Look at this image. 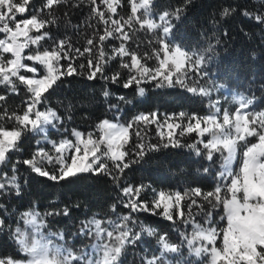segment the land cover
<instances>
[{"label":"snow or ice","instance_id":"1","mask_svg":"<svg viewBox=\"0 0 264 264\" xmlns=\"http://www.w3.org/2000/svg\"><path fill=\"white\" fill-rule=\"evenodd\" d=\"M191 3L192 0H184L181 6H169L156 12L155 0H128L130 13L124 16L117 11L124 6L123 0H99V3L98 0H44L39 8L33 0H0V33L4 34L0 39V85L17 93L22 84L30 94L24 100L22 111L10 108L8 97L0 94V168H7L11 163L10 153L22 150L21 140L27 133L44 134L47 140L49 128L60 130L64 120L56 110L50 107L41 110L39 106L47 102L45 93L58 87V81L80 75L85 69L88 80L100 79L119 84L124 89L132 88L139 97L146 94L144 85L154 82L157 88L180 87L194 95L210 98L213 88L200 81L208 76L207 65L215 58L216 46L221 40L215 38L213 43L209 38L206 46L194 50L170 39L175 27L173 21L180 20ZM82 6L88 8L83 24L91 29L90 32L72 21V11ZM238 7L223 6L219 16L230 18ZM61 9L63 16H56L55 12ZM26 12L28 16L17 20L18 15L24 16ZM241 14L264 31V0H254V8L244 9ZM60 24L83 35V49L77 47L70 36L56 38L45 31ZM143 30L156 34L153 39L157 47L152 48L151 55L147 51L138 53L126 45ZM33 32L37 34L33 35ZM44 40L52 43L42 48L40 42ZM109 40L120 43L110 46L107 45ZM33 45L36 46L33 52L25 55V50ZM108 47L110 53L106 51ZM80 57H84L85 62L76 65L75 60ZM118 58L119 68L126 70L123 80L120 71L106 74L108 65ZM148 59H155L157 63L150 67ZM61 60L67 64H61ZM25 61L35 63L29 66ZM36 64L43 66L42 76ZM22 72L34 75L28 77ZM222 87L214 86L216 91ZM102 95L108 100L113 93L105 87ZM115 99L117 102L110 103L109 109L117 112L122 110V104L132 102L124 95ZM233 102L236 107L229 111L222 109L218 99L212 101L209 107L213 111L206 116L181 111L161 118L158 111H153L138 113L131 120L121 122L115 115L114 119L105 118L96 125L99 136L72 129L71 136L75 141L66 137L49 141L51 151L40 147L30 158L17 161L55 183L88 173L109 177L119 188L123 197L121 203L129 213L117 214L115 220L93 215L80 221L74 235L92 243L77 247L69 244L65 232L48 229V217H67L70 215L68 207L41 213L33 205L17 213V220L13 222V213L0 202V233H9L18 246V253L22 254L0 256V264H173L170 257L180 256L184 243L190 255L197 258L195 264H264V111L252 109L254 97L241 95L234 97ZM68 110L71 111V105ZM67 118L72 119L71 115ZM6 121L12 122L11 129L6 126ZM153 124L164 141V148L181 147L180 136L197 134L200 139L187 145L189 149L197 155L203 153L211 164L216 160L220 162L218 183L212 191L195 188L183 192H156L151 189L155 195L149 202L142 198L149 191L148 186L122 183L126 179V170L141 163L149 152L160 150L161 144L147 141L148 128ZM205 136L209 139L205 140ZM253 137L255 142L249 139ZM198 144L203 148L197 147ZM203 170L208 172L209 169ZM22 183L26 181H21L16 164H12L11 175L0 172V197H19ZM186 199L187 204L184 203ZM221 207L223 214L219 220L225 225L217 227L213 212ZM111 211L116 212L115 204ZM140 212L162 215L173 223L191 224V235L181 232L182 242L175 243L166 234L137 223L139 217L133 214ZM197 214L203 215L202 223L195 221ZM144 235L155 237L158 248L154 252L141 249L142 254L137 255L133 249ZM176 264L194 262L181 259Z\"/></svg>","mask_w":264,"mask_h":264},{"label":"trees","instance_id":"2","mask_svg":"<svg viewBox=\"0 0 264 264\" xmlns=\"http://www.w3.org/2000/svg\"><path fill=\"white\" fill-rule=\"evenodd\" d=\"M33 3L39 8L44 0H33ZM123 4L124 6L117 11L118 14L127 16L130 13L128 0H123ZM183 4L184 0H155V11L161 12L169 6L177 7ZM227 5H238L239 7L235 15L221 19L220 10ZM253 8L254 0H192L181 19L173 21L175 27L170 39L185 48L194 50L203 48L209 38H212L213 43H215V38L221 40V43L216 46L215 58L207 65L208 76L200 81L206 87L213 88L210 98L194 95L180 87L157 88L154 86V82L145 84L146 94L139 97L134 94L132 88L124 89L119 84H111L100 79L88 80L86 78L87 69H85L80 75L63 77L61 81H58V87L54 86L48 93H45L48 100L39 106L41 110L53 108L64 120V123L60 125L59 133L48 131L47 137L50 140L65 137L72 139V129L85 134L91 132L94 136H99L96 125L102 119H114L115 115L119 116L121 122L131 120L138 113L153 111H158L161 118L165 114L172 115L181 111L206 116L213 111L209 104L217 99L220 101L222 109L232 111L236 107L233 102L235 95L254 97L252 109L264 111V31L256 22L241 14L242 10H252ZM87 13L88 8L82 6L80 9L73 10L71 16L73 23L80 24L82 30L90 32L91 29H87V26L83 24ZM28 15L29 13L26 12L24 17ZM55 15L62 17L63 9L57 10ZM45 31L56 38H63L65 35L70 36L77 47H81V49L84 47L83 35L71 28L63 27L62 24L50 26ZM155 35V33L147 30L139 31L134 40L127 41L126 45L138 53L147 51L151 55L152 48L157 47L153 39ZM150 40L152 41L151 44L149 43ZM51 43V40L41 41V47H48ZM119 43V40L107 41V45L110 46L119 45ZM137 44L139 48H137ZM106 51L110 53L111 48H106ZM124 59L127 60L128 58L125 57ZM81 62H85L84 57L75 60L76 65ZM118 62L119 58L112 61L106 68V74L111 75L113 70L120 71L123 80L126 70L120 69ZM60 63L66 65L67 61L61 60ZM156 63L155 59L147 60L150 67ZM216 85H223V87L216 91L214 88ZM105 87L113 93V96L108 100L102 95ZM0 94L6 95L10 108L17 111L23 110L24 100L30 95L22 84L18 86L17 93H11L0 85ZM120 95L126 96L132 102L122 104V110L118 112L110 110L109 104L116 103L115 97ZM69 105H71L70 112L68 110ZM69 115L72 117L71 120L67 118ZM6 126L11 129L12 122L6 121ZM64 129L68 131H64ZM164 131L167 133L168 129L165 128ZM176 132L179 134V129ZM39 138V135L27 133L21 140L22 150L15 154L10 153L12 160L6 171L11 174V166L16 164L18 176L22 182L26 181V183H22V191L19 197L15 195L0 197V202L8 207L9 212L13 213L11 216L13 222L17 220V213L26 211L33 205L41 213L50 210L60 211L68 207L70 209L69 216L48 217V229L53 232H65L69 244H75L77 247L88 245L92 243L91 240L74 235L80 227V221L91 218L93 215L115 220L117 214L120 216L127 215L129 209L121 203L123 197L120 190L109 177L94 176L88 173L75 179L55 183L31 172L28 166L23 163L17 164V161L30 158L40 147L47 150L46 144L37 143ZM179 138L181 147L164 148L162 146L164 141L157 135L156 125H150L147 141L152 144H161V148L159 151L149 152L141 163L126 170V179L122 183L148 186L149 191L145 192L142 198H147L149 202L155 195L151 189H155L156 192H183L195 188H199L203 192L212 191L218 183L219 160H216L215 164H211L203 153L197 155L189 149L187 145L196 143L200 139L196 133L185 134ZM204 139L207 140L209 137L205 136ZM249 139L255 142L256 138ZM197 147L202 149L203 145L198 144ZM238 164L239 160L237 161ZM46 166L51 168V166ZM204 168H208V172H205ZM184 203L187 204V199ZM77 204L79 207H75ZM113 204L116 205L115 213L111 211ZM13 210L15 211L13 212ZM193 211L194 213L197 212L195 208ZM222 214V207L213 212V220L218 222L217 227L225 225L224 221L219 220ZM133 215L139 217L137 223H143L156 229L158 233L166 234L175 243L182 242L181 232L188 235H191L192 232L191 224H183L179 221L173 223L162 215H152L149 212L134 213ZM203 219L202 214L195 215L196 222L202 223ZM68 233H72V235H68ZM217 246H219V241H217ZM17 247L9 233H0V256L22 255L18 253ZM157 248L156 238L144 235L133 251L139 255L142 254L141 249L144 252H154ZM131 258L130 256L129 259ZM170 259H172L173 264L181 259L193 261L194 264L196 262L194 257L190 255L186 243L182 246L180 256L172 255Z\"/></svg>","mask_w":264,"mask_h":264},{"label":"rangeland","instance_id":"3","mask_svg":"<svg viewBox=\"0 0 264 264\" xmlns=\"http://www.w3.org/2000/svg\"><path fill=\"white\" fill-rule=\"evenodd\" d=\"M25 15V14H24ZM22 18H24V16H20V15H18L17 16V20H20V19H22ZM33 35H36L37 33H35V32H33L32 33ZM2 38H4V34L3 33H0V39H2ZM41 43V42H40ZM35 47L36 46H31L30 48H28V49H26L25 50V55H28V54H31L32 52H33V50L35 49ZM5 56L6 57H10V54H5ZM25 63L26 64H28L29 66H32L35 62H33V61H25ZM36 67H37V69H38V73H39V75H43V66H41V65H38V64H36L35 65ZM22 74H25V75H27L28 77H32L34 74L33 73H24V72H22ZM235 98H238L239 96L238 95H235L234 96ZM211 114V113H210ZM209 115V114H208ZM49 131H53V132H55V133H59L56 129H53V128H49ZM39 136H40V138H39V142L40 143H43V144H46L47 145V150L48 151H51V149H52V146H51V144L49 143V141H52V140H50L48 137H47V140L44 138V134H39ZM61 139V138H60ZM60 139H58V140H60ZM58 140H56V141H58ZM72 140L73 141H75V137H73L72 136ZM103 147V146H102ZM9 167V166H8ZM8 167L7 168H0V172H4V173H7L8 175H11V174H9L7 171H6V169H8ZM192 256V255H191ZM194 257V256H193ZM194 261H197V258L196 257H194ZM174 264H176V263H174Z\"/></svg>","mask_w":264,"mask_h":264}]
</instances>
